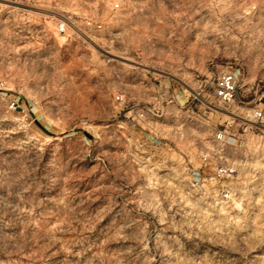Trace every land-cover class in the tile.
<instances>
[{
	"label": "rangeland",
	"instance_id": "1",
	"mask_svg": "<svg viewBox=\"0 0 264 264\" xmlns=\"http://www.w3.org/2000/svg\"><path fill=\"white\" fill-rule=\"evenodd\" d=\"M263 89L264 0H0V264H264Z\"/></svg>",
	"mask_w": 264,
	"mask_h": 264
},
{
	"label": "built area",
	"instance_id": "2",
	"mask_svg": "<svg viewBox=\"0 0 264 264\" xmlns=\"http://www.w3.org/2000/svg\"><path fill=\"white\" fill-rule=\"evenodd\" d=\"M115 7L117 4L114 5ZM64 23L58 24V29L63 30ZM240 80V70L236 67H229L222 71L214 80L212 93L223 104H233L237 98L238 87ZM117 99L120 96H116ZM10 108L15 109V102H10ZM248 112L249 119L240 118L241 129L246 131L247 129L257 128L264 131V89L260 92L257 102L251 107ZM228 129L220 130L215 134V140L219 144L227 143ZM211 166L213 169L212 178L215 183L220 182L222 179L232 177L236 172V166L223 158L219 151L213 150L211 153H205L202 156L201 164L198 168H194L192 173V184L194 186H202V180L204 179L203 167ZM219 196L228 198L230 196V188L225 183H220V187L217 188Z\"/></svg>",
	"mask_w": 264,
	"mask_h": 264
}]
</instances>
